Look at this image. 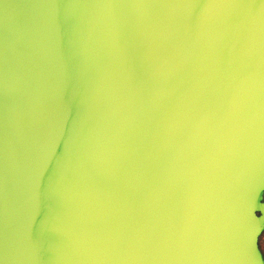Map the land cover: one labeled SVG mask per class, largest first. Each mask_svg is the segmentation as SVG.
Wrapping results in <instances>:
<instances>
[{
  "label": "water",
  "instance_id": "95a60500",
  "mask_svg": "<svg viewBox=\"0 0 264 264\" xmlns=\"http://www.w3.org/2000/svg\"><path fill=\"white\" fill-rule=\"evenodd\" d=\"M264 0H0V264H264Z\"/></svg>",
  "mask_w": 264,
  "mask_h": 264
},
{
  "label": "trees",
  "instance_id": "16d2710c",
  "mask_svg": "<svg viewBox=\"0 0 264 264\" xmlns=\"http://www.w3.org/2000/svg\"><path fill=\"white\" fill-rule=\"evenodd\" d=\"M259 248L262 253H264V232L261 234L259 238Z\"/></svg>",
  "mask_w": 264,
  "mask_h": 264
},
{
  "label": "crops",
  "instance_id": "0c3cea01",
  "mask_svg": "<svg viewBox=\"0 0 264 264\" xmlns=\"http://www.w3.org/2000/svg\"><path fill=\"white\" fill-rule=\"evenodd\" d=\"M263 256H264V254H263Z\"/></svg>",
  "mask_w": 264,
  "mask_h": 264
},
{
  "label": "rangeland",
  "instance_id": "374dc122",
  "mask_svg": "<svg viewBox=\"0 0 264 264\" xmlns=\"http://www.w3.org/2000/svg\"><path fill=\"white\" fill-rule=\"evenodd\" d=\"M264 254V253H263Z\"/></svg>",
  "mask_w": 264,
  "mask_h": 264
}]
</instances>
